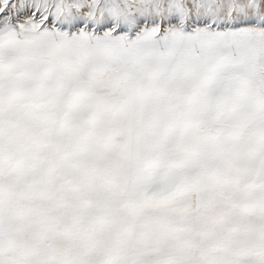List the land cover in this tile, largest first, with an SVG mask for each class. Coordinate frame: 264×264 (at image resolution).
<instances>
[{
  "label": "snow or ice",
  "instance_id": "snow-or-ice-1",
  "mask_svg": "<svg viewBox=\"0 0 264 264\" xmlns=\"http://www.w3.org/2000/svg\"><path fill=\"white\" fill-rule=\"evenodd\" d=\"M0 264H264V0H0Z\"/></svg>",
  "mask_w": 264,
  "mask_h": 264
}]
</instances>
